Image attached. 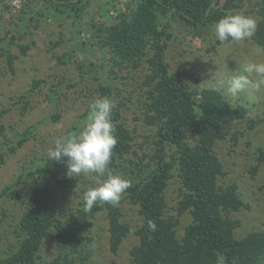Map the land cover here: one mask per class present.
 Wrapping results in <instances>:
<instances>
[{
    "label": "trees",
    "instance_id": "trees-1",
    "mask_svg": "<svg viewBox=\"0 0 264 264\" xmlns=\"http://www.w3.org/2000/svg\"><path fill=\"white\" fill-rule=\"evenodd\" d=\"M38 1L26 4L21 21L0 37V46L4 47L0 55L7 57L12 71L20 55L7 49L17 46L21 55H26L30 45L25 39L31 23L38 28L40 21L58 15L78 21L89 4L87 0H43L37 8ZM244 7L245 0H128L112 24L94 18L88 22L97 31L95 45L109 50L112 68L107 71L111 75L117 73V67L138 64L143 58L148 63L133 92L125 94L124 84L119 87L113 83H100L96 91L97 97L115 102L111 119L117 143L109 167L130 181L122 198L138 206L143 218L135 234L138 244L131 250L133 264H216L217 253L225 257L226 264H264V231L236 237L240 221L233 215L245 203L237 184H220L227 173L216 151L217 144L230 134L228 126L246 119L247 108L233 106L220 89L185 82L170 70L166 58L176 23L185 25L188 33L211 36L216 22ZM111 9L116 5L107 1L100 16L106 19ZM257 15L260 17L251 39L264 46V2ZM81 44L79 49L85 45ZM64 59L59 58L61 62ZM40 84L35 81V86ZM88 111L87 106L82 114L85 120ZM126 112L136 123L123 121ZM59 116L53 114L52 119ZM247 120L249 128L264 122V118ZM82 125L75 124L67 136L77 134ZM32 136L33 128H27L9 137L0 124V166ZM232 137L238 140V136ZM259 151L264 164V149ZM40 154L36 150L21 163L14 182L1 192L4 204L13 206L16 212L11 216L13 240L0 252V264H43V250L49 240L55 241L53 264H92V237L84 230L103 211L109 221L110 249L117 254L131 233L120 207L122 198L115 206L97 203L85 212L81 197L90 188L88 176L69 177L63 160L52 161L47 152ZM93 176L96 185L104 179ZM173 177L180 184L177 216L167 212L166 189ZM1 213L6 215L3 208ZM186 213L192 221L179 237L180 217ZM150 220L156 224L154 231L148 227Z\"/></svg>",
    "mask_w": 264,
    "mask_h": 264
},
{
    "label": "rangeland",
    "instance_id": "rangeland-1",
    "mask_svg": "<svg viewBox=\"0 0 264 264\" xmlns=\"http://www.w3.org/2000/svg\"><path fill=\"white\" fill-rule=\"evenodd\" d=\"M30 1L0 0V37L10 28L16 27L21 21V10H25V5ZM87 1L89 4L78 21L58 15L52 20L40 21L38 28L31 23L27 27L29 29L25 39L26 44L30 45L26 55H21L17 46L7 49L14 55H20L14 61V71L9 68L7 57L0 55V111H4V115H0V124L5 126L9 137L15 132L33 128L31 139L0 166V252L13 240L11 230L14 221H11V216L16 212L13 206L4 204L5 198L1 196V192L14 182L21 163L29 159L36 150H40L41 154L48 152L54 140L66 137L68 130L75 124L84 123L82 114L90 100L99 98L96 91L100 83H113L119 87L124 84L122 88L127 94L136 90L143 74L148 70L147 60L143 58L138 64L133 62L132 65L117 67V73L112 75L107 71L112 68L109 50L95 45L97 31L88 22L94 18L97 22L100 19L107 25L112 24L117 14L124 11L128 0ZM107 1L113 2L116 9H111L112 13L109 12V16L103 19L100 16L101 7ZM42 2L43 0H39L36 7H41ZM263 2L264 0H245V7L239 13L251 16L258 22L260 16L257 11ZM176 24L166 56L170 70L180 74L185 82L193 86L220 89L233 106L242 105L247 108L246 119L230 124L229 136L216 146L227 173L220 179V184H237L245 203L233 215L235 220L240 221L236 237L242 238L252 231H264V164L259 160V149H264V122L249 128L247 120L258 121L264 118V82L262 78L253 75L237 96L226 91L227 79L234 74L235 69L245 63L264 62V46L256 45L251 38L239 43L218 44L213 34L208 36L196 31L188 33L185 25ZM160 29H163L162 26ZM81 43L85 45L79 49ZM214 45L215 49H212ZM3 49L0 46L1 53ZM64 57L61 62L59 58ZM36 80L41 81L39 86H35ZM54 98L55 102L52 101ZM53 114H60L59 119L53 120ZM123 121L136 123L130 112L125 113ZM233 135L238 136L236 142ZM87 176L90 180L88 186L91 188L96 185L93 174ZM179 187L178 180L173 177L166 189L169 215L178 214ZM120 207L124 221L131 227V233L117 254L110 249L106 212L98 213L84 230V234L92 237L89 246L92 250V264H133L131 250L138 244L135 234L137 228L142 226L143 218L139 214V207L128 200L122 198ZM1 208L6 211L5 216L2 215ZM191 221L188 213L180 217L177 229L179 237L184 235ZM44 249L43 264H53L56 256L55 241L49 240Z\"/></svg>",
    "mask_w": 264,
    "mask_h": 264
},
{
    "label": "clouds",
    "instance_id": "clouds-1",
    "mask_svg": "<svg viewBox=\"0 0 264 264\" xmlns=\"http://www.w3.org/2000/svg\"><path fill=\"white\" fill-rule=\"evenodd\" d=\"M256 28L257 21L253 17L242 13H229L215 23L212 31L215 39L221 43H239L253 37ZM253 75L262 78L264 82V62L245 63L235 69L234 74L227 79V93L237 96L245 89L249 77ZM88 108L87 118L80 131L54 140L47 152L50 160H63L69 177L95 174L104 178L83 193L85 212L91 211L97 203L117 205L130 187L128 179L114 173L109 167L117 143L111 119L115 102L107 97L95 98ZM148 227L154 231L156 224L150 220ZM216 264H226L221 253L216 254Z\"/></svg>",
    "mask_w": 264,
    "mask_h": 264
}]
</instances>
